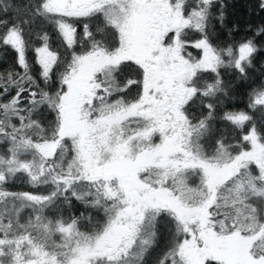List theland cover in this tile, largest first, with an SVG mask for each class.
<instances>
[{"label":"snow or ice","instance_id":"obj_1","mask_svg":"<svg viewBox=\"0 0 264 264\" xmlns=\"http://www.w3.org/2000/svg\"><path fill=\"white\" fill-rule=\"evenodd\" d=\"M236 7L0 0V264H264V18Z\"/></svg>","mask_w":264,"mask_h":264},{"label":"trees","instance_id":"obj_2","mask_svg":"<svg viewBox=\"0 0 264 264\" xmlns=\"http://www.w3.org/2000/svg\"><path fill=\"white\" fill-rule=\"evenodd\" d=\"M237 7L233 11H235V15L237 18H240L241 23L243 24L245 20L250 19L252 23L258 24L264 16L262 15H252L251 17L247 16L246 8L248 3L254 2V0H236ZM239 38V37H237ZM264 65V54H261L256 59L255 69L253 70V75H259V70L261 66ZM247 92L248 88L246 86H240L236 92L234 93V98L227 102L228 107L236 106L239 109H245L247 104ZM258 115V114H257Z\"/></svg>","mask_w":264,"mask_h":264}]
</instances>
